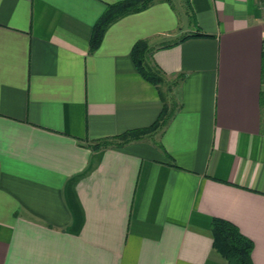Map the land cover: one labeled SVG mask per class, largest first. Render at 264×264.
<instances>
[{"label": "crops", "instance_id": "1", "mask_svg": "<svg viewBox=\"0 0 264 264\" xmlns=\"http://www.w3.org/2000/svg\"><path fill=\"white\" fill-rule=\"evenodd\" d=\"M120 1L0 0V264H227L215 218L264 264V0L156 2L91 54ZM140 41L178 107L163 130L94 151L162 113Z\"/></svg>", "mask_w": 264, "mask_h": 264}, {"label": "trees", "instance_id": "2", "mask_svg": "<svg viewBox=\"0 0 264 264\" xmlns=\"http://www.w3.org/2000/svg\"><path fill=\"white\" fill-rule=\"evenodd\" d=\"M163 1L169 0H123L116 4L109 5L93 28L90 40V53L93 54L98 50L105 33L112 24L126 16L141 13L156 2ZM150 53L151 50L148 42L140 41L133 48L132 58L142 77L156 86L159 90L162 102L164 103L161 115L149 128L132 130L120 136L90 144L89 147L92 150L101 151L111 148H122L133 142L143 140L163 130L175 113L174 111L178 106L170 95L177 83L171 82L168 84L164 73L156 66L150 64ZM166 85L167 90H164ZM262 85L261 103L264 108V52ZM170 100L171 104L169 105ZM211 231L213 236V248L225 259L227 264H254L252 258L254 243L251 239L244 236L236 225L229 221L215 218L212 221Z\"/></svg>", "mask_w": 264, "mask_h": 264}]
</instances>
